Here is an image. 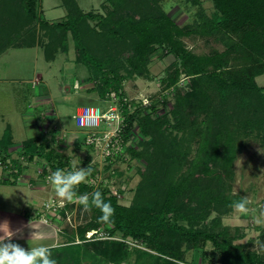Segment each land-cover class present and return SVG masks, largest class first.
<instances>
[{
    "label": "rangeland",
    "instance_id": "rangeland-1",
    "mask_svg": "<svg viewBox=\"0 0 264 264\" xmlns=\"http://www.w3.org/2000/svg\"><path fill=\"white\" fill-rule=\"evenodd\" d=\"M76 1L83 11L106 14L113 8L109 0ZM157 4L179 25L200 20L198 13L201 10L207 16L214 13L212 0H158ZM0 8L6 11V7L0 5ZM36 12L39 18L53 22L64 21L67 16L62 0H37ZM4 19L0 10V24ZM89 22L91 25L95 23ZM36 24L30 27L31 30L36 27L33 47H10L0 54V138L9 130L14 141L7 164L1 160L4 153L0 152V180L15 179V185L0 183V235L17 226L22 219L20 215H23L26 225H33L35 232L42 233L45 238L42 241L24 238L18 242L21 247L41 243L58 246L69 241L71 251L76 254L82 255L83 248L86 249L84 242L91 233H87L83 240L76 230L87 221L91 211H85L78 203L60 202L48 181L55 170L45 159H28L19 152L23 140L38 137L42 147L62 152L68 156L71 165L75 162L79 167L87 168L91 164L93 173L87 183L94 187H110L117 193L119 202L126 205L159 208L168 203L187 202L197 208L215 194L248 196L251 204L247 214L215 206L204 219L195 220L191 225L216 231L228 230L236 236V243L247 244L264 255V241L260 237L264 223L256 222L260 211L264 210V146L259 140L253 135L238 140L232 173L225 175L215 155L216 134L220 127L218 119L223 114L217 102L210 112L196 117L194 128L177 131L165 124L163 132L156 135L154 132L151 137L142 133L136 121L131 132L125 134L127 114L138 109L144 111L154 104V115L171 110L173 98L160 103L169 95L162 78L176 57L163 54L159 48L151 55L146 75L130 76L121 70L125 92L116 105L119 95L112 92L103 99L96 89L98 79H89L90 67L76 60L71 34L68 33L67 50L59 51L54 59L47 60L43 44L50 37ZM184 40L194 52L209 53L223 50L228 39L221 35H193ZM181 78L185 80L181 87L187 89L190 76L183 74ZM256 81L264 87V74L256 76ZM86 104L100 105L105 110L113 106V112L124 118L110 119L100 130L78 127L75 114ZM233 105L234 99L226 106L225 112H233ZM261 109V104L253 96L245 117L255 118ZM168 117L173 122L172 116ZM117 126L121 137L118 136L119 152L114 147L112 150V141L116 144V135L113 134ZM104 138L109 146L105 145ZM128 147L142 150L144 155L140 158L130 156ZM13 159H19L21 163L17 178L11 169ZM13 171L17 172V169ZM91 178L96 180L95 185L92 181L89 183ZM127 243L128 257L121 262L106 261L102 255L84 252L81 263L158 264L155 258L158 252L136 240H127ZM180 248L185 252L184 257H167L169 264H220L210 242L198 248L186 249L185 245ZM144 251L152 257H145Z\"/></svg>",
    "mask_w": 264,
    "mask_h": 264
},
{
    "label": "trees",
    "instance_id": "trees-1",
    "mask_svg": "<svg viewBox=\"0 0 264 264\" xmlns=\"http://www.w3.org/2000/svg\"><path fill=\"white\" fill-rule=\"evenodd\" d=\"M62 1L67 8L66 19L53 22L38 17L37 0H0V5L6 7V11L0 8L5 15V21L0 24V54L10 47H33L36 27L32 30L30 27L37 23L39 29L50 37L43 45L45 58L52 60L59 51L67 50L70 33L75 42L76 60L90 67L89 79H98V93L104 99L113 92L122 100L125 91L121 70L130 76L146 75L151 55L160 48L163 54L176 57L162 78L165 89L174 87V94L165 96L160 102L163 104L173 98L172 108L169 112L154 115V104L144 111L138 109L127 114L125 134L131 132L136 121L142 133L151 137L154 132L155 135L163 132L165 124L177 131L194 128L196 117L210 112L217 102L223 114L218 119L220 127L216 134L215 155L225 175L232 173L239 139L253 135L264 146V87L256 81V76L264 74V0H212V16L201 13V10L198 13L200 20L185 25H179L161 9L158 0H109L113 8L106 14L83 11L76 0ZM89 21L95 23L91 25ZM193 35H221L228 40L223 50L196 53L184 40ZM183 74L190 76L187 89L178 85ZM253 96L262 106L261 113L255 118H246ZM233 99L234 110L228 114L225 109ZM169 115L173 122H170ZM38 139L23 140L19 152L28 159H45L55 171L71 168L68 156L47 150ZM13 144L11 132L6 130L0 138L4 163L9 159ZM128 152L139 158L144 155V151L133 147H128ZM11 163L12 173L17 178L21 163L19 159H13ZM15 169L17 172L13 171ZM0 183L15 185V179H1ZM95 191H100L115 211L109 221L99 222L101 212L92 208L87 221L77 227L76 234L83 240L89 231H96L87 237L86 249L83 248L93 256L99 254L106 261L121 262L128 257L127 240H136L159 253L155 256L158 264H169L167 257H184L185 252L180 246L191 249L210 242L220 264H264L263 252L236 243V236L228 230L216 231L191 225L195 220L204 219L215 206L231 208L232 202L241 198L239 195H211L197 208L187 202L150 208L119 202L117 193L108 186L94 187L85 182L77 189L80 195ZM114 236L121 239L112 238ZM260 237L264 241V228ZM71 245L68 241L49 246L57 264H82L80 258L85 253L72 252ZM143 254L152 257L149 252Z\"/></svg>",
    "mask_w": 264,
    "mask_h": 264
},
{
    "label": "clouds",
    "instance_id": "clouds-1",
    "mask_svg": "<svg viewBox=\"0 0 264 264\" xmlns=\"http://www.w3.org/2000/svg\"><path fill=\"white\" fill-rule=\"evenodd\" d=\"M87 122H92V117H87ZM93 168L91 164L87 168H81L75 162L70 169H57L48 177L55 197L60 202L78 203L83 206L85 211H91L92 208L100 210L99 222H107L114 215V209L110 202H106L100 191L91 194L84 193L78 195V186L87 182L91 176ZM251 200L248 196H242L238 201H233L230 207L237 213L247 214ZM257 223H264V210H261L256 219ZM23 235V228H17L15 232H8L0 235V264H57L52 258L51 247L38 244L33 246L29 244V249L21 247L18 243L12 242L14 236ZM44 235L33 231L30 235L31 240L42 241ZM29 239V240H30ZM29 243V241H28Z\"/></svg>",
    "mask_w": 264,
    "mask_h": 264
},
{
    "label": "built area",
    "instance_id": "built-area-1",
    "mask_svg": "<svg viewBox=\"0 0 264 264\" xmlns=\"http://www.w3.org/2000/svg\"><path fill=\"white\" fill-rule=\"evenodd\" d=\"M182 82L185 83L184 78H181L178 81V85L183 86ZM165 91H167L166 93H168L169 95H173L175 90H174V87H170L169 89H165ZM113 101H115V100H113ZM116 102H115L116 105H118L121 102V99L119 96H118ZM144 103L147 104L148 102H144ZM113 111H115V107H113V106H110L109 109L105 110L100 105H95V104L82 105L77 109V112L75 114V123L78 127L100 130L104 127V124L106 122H108L110 119L123 120V118H124L123 115H121L120 113L113 112ZM87 117H92L91 123L87 122ZM121 117H123V118H121ZM113 135H116V140H115L116 144L112 141V150H114V148H115L116 149L115 151L119 152L120 147H119L118 136H119V139L121 138L120 134H119V126H117L115 128ZM104 142H105V145L109 146V143H107L106 138H104ZM121 143H122V140H121ZM107 146H105V147L107 148ZM91 181H92V184L95 185L96 180L94 178H91L89 183H91ZM114 193H116V192H114ZM95 232H96L95 230L89 231L88 233H91V234H89L88 237L92 236V234ZM116 238H120V237L117 236Z\"/></svg>",
    "mask_w": 264,
    "mask_h": 264
},
{
    "label": "crops",
    "instance_id": "crops-1",
    "mask_svg": "<svg viewBox=\"0 0 264 264\" xmlns=\"http://www.w3.org/2000/svg\"><path fill=\"white\" fill-rule=\"evenodd\" d=\"M20 217L22 218L21 220H20V223L19 224H17V226H15V227H13L12 229H11V231H13V232H15V230L17 229V228H23V235H22V237L21 236H14L13 237V240H12V242H14V243H18V242H20V241H22L24 238L26 239V238H28V239H30V235H31V233L33 232V231H35V229H34V227H33V225H26V220H25V218L23 217V215H20ZM8 232V231H7ZM5 233V232H4ZM1 235H3V233L1 234ZM26 250L27 249H29V248H25Z\"/></svg>",
    "mask_w": 264,
    "mask_h": 264
}]
</instances>
